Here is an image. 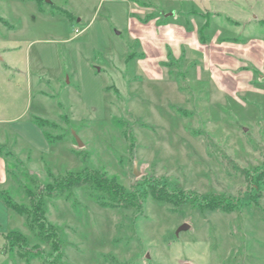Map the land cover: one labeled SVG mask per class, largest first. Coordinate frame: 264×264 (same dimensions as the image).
<instances>
[{"label": "rangeland", "instance_id": "obj_1", "mask_svg": "<svg viewBox=\"0 0 264 264\" xmlns=\"http://www.w3.org/2000/svg\"><path fill=\"white\" fill-rule=\"evenodd\" d=\"M135 1L0 0V190L27 206L24 187L41 195L60 237L56 250L0 200V264H264V0H195L222 36L160 30L151 46L126 30L133 14L173 21L194 5ZM96 170L141 208L103 207L87 187L47 195ZM154 186L177 197L157 200ZM209 198L235 208L201 207Z\"/></svg>", "mask_w": 264, "mask_h": 264}, {"label": "trees", "instance_id": "obj_2", "mask_svg": "<svg viewBox=\"0 0 264 264\" xmlns=\"http://www.w3.org/2000/svg\"><path fill=\"white\" fill-rule=\"evenodd\" d=\"M195 13L201 14L198 11H195ZM0 23L3 25L9 24L7 20L2 16H0ZM133 55L136 56L135 53H132L129 54V57L133 59ZM35 122L41 125L42 127H46V124L48 123V121L37 117L35 118ZM30 179L35 183L38 182L37 179L33 177H31ZM81 187H87L91 190L95 189L99 194H101L102 198L104 199H98V201L103 207L138 210L142 206L141 198L138 192L126 189L123 185L118 183L116 179L108 178L97 170L90 171L87 174L70 172L64 177L63 180H59L55 184L48 185L47 195L56 198L64 197L69 200L73 197L74 190ZM24 190L25 195L28 198V206L16 202L7 192L1 190L0 200H2L8 208L14 210L17 214L25 217L28 226L31 229L35 230L38 239L47 244H51L56 250H58L60 248V237L55 227H53L46 220L42 196L35 195L31 191V189L27 187H24ZM151 193L155 199L160 201L162 200L172 202L173 198L177 197L176 194H169L165 188L158 186L152 187ZM183 199L186 200L187 198ZM225 204H220L216 201V199L209 198L203 202L201 207L209 208L211 210H217V207H220L219 209L223 211L232 210L233 208H235H230ZM5 237L6 240H12V242L16 245L18 244L21 247L26 246L27 240L25 236L19 232L11 231L5 234ZM15 240H17L18 242Z\"/></svg>", "mask_w": 264, "mask_h": 264}, {"label": "crops", "instance_id": "obj_3", "mask_svg": "<svg viewBox=\"0 0 264 264\" xmlns=\"http://www.w3.org/2000/svg\"><path fill=\"white\" fill-rule=\"evenodd\" d=\"M132 5H137V2L135 0H127ZM144 6L148 9H156V2L153 0H145ZM186 5H194L193 7H180L179 6V15L177 14L174 16L173 21H166L157 17H151L149 20H140L139 18H134L131 16V21L127 23V29L131 33L130 35L133 38H138L145 40L147 42V46H151L148 44L151 39H155L157 35H159V31L161 30L164 36H177L179 35L184 36L186 38H189L190 36H193L194 39H197V36L199 37V40L203 39L205 41L208 40H214L222 36V29L220 28V25H215L213 22V19H209L213 17V14L208 15L207 13H195L194 10H197L199 8L197 7V2L195 0H181ZM212 1V0H210ZM222 1H228V0H222ZM146 3V4H145ZM201 3V1H200ZM196 6V7H195ZM133 8V6L131 7ZM184 8V9H183ZM191 11V13L189 12ZM154 14V13H153ZM132 15V14H131ZM197 15L198 17L195 18ZM154 16V15H153ZM166 16V15H165ZM180 16V17H179ZM206 18V19H205ZM157 20V21H156ZM152 22V27L149 26V29L144 30V34L142 35H135L137 32L138 27L145 26L143 24H148ZM216 26V27H215ZM138 33V32H137ZM144 55V54H143ZM1 146V145H0ZM3 148V146H1ZM11 154H14L12 151L9 150ZM9 174V163L8 158L5 154L2 153V150H0V185H4L6 183V180L8 179Z\"/></svg>", "mask_w": 264, "mask_h": 264}, {"label": "water", "instance_id": "obj_4", "mask_svg": "<svg viewBox=\"0 0 264 264\" xmlns=\"http://www.w3.org/2000/svg\"><path fill=\"white\" fill-rule=\"evenodd\" d=\"M46 2L50 3L51 0H46ZM169 15V14H166V16ZM74 133V136H75V139H76V142L78 144L79 147H82L83 146V141L81 140V138L76 134V132H73ZM134 173L135 175H138V172L136 171V169L134 170ZM189 224L187 223H184L182 225H180V227L178 228L177 230V234H179L181 231L183 230H186V229H189Z\"/></svg>", "mask_w": 264, "mask_h": 264}]
</instances>
